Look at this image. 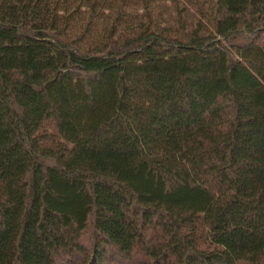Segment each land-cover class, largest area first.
<instances>
[{"label":"trees","instance_id":"16d2710c","mask_svg":"<svg viewBox=\"0 0 264 264\" xmlns=\"http://www.w3.org/2000/svg\"><path fill=\"white\" fill-rule=\"evenodd\" d=\"M169 1L0 0V264H264V0Z\"/></svg>","mask_w":264,"mask_h":264},{"label":"rangeland","instance_id":"374dc122","mask_svg":"<svg viewBox=\"0 0 264 264\" xmlns=\"http://www.w3.org/2000/svg\"><path fill=\"white\" fill-rule=\"evenodd\" d=\"M166 11L163 12V14L159 15V18H162L164 21L158 22L160 27H163L166 32L172 33V34H179L180 30L178 29V25L175 21L173 13L169 14L167 12H170L172 10L171 4L169 0H166ZM164 6V7H165ZM129 10L126 12V14L123 15V23L125 24H136L137 21H145L146 15L143 12V8L139 7H128ZM159 7L155 8L154 13L158 11ZM104 13H107V10L104 11ZM158 17V16H157ZM190 21V18L188 19V22ZM187 22V28L190 27V23Z\"/></svg>","mask_w":264,"mask_h":264}]
</instances>
